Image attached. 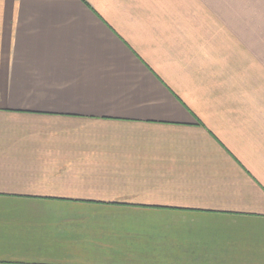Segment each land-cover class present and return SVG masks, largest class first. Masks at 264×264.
<instances>
[{"label":"crops","instance_id":"crops-1","mask_svg":"<svg viewBox=\"0 0 264 264\" xmlns=\"http://www.w3.org/2000/svg\"><path fill=\"white\" fill-rule=\"evenodd\" d=\"M0 264H264V0H0Z\"/></svg>","mask_w":264,"mask_h":264}]
</instances>
